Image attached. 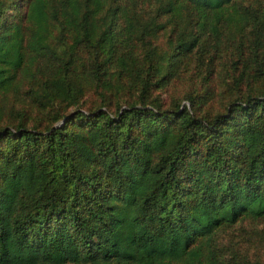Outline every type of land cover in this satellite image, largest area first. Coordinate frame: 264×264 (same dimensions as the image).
<instances>
[{"label": "trees", "instance_id": "16d2710c", "mask_svg": "<svg viewBox=\"0 0 264 264\" xmlns=\"http://www.w3.org/2000/svg\"><path fill=\"white\" fill-rule=\"evenodd\" d=\"M0 264H264V0H0Z\"/></svg>", "mask_w": 264, "mask_h": 264}, {"label": "rangeland", "instance_id": "374dc122", "mask_svg": "<svg viewBox=\"0 0 264 264\" xmlns=\"http://www.w3.org/2000/svg\"><path fill=\"white\" fill-rule=\"evenodd\" d=\"M165 38H166V35H164V34H160L159 37L157 38V39H158L157 43H158L161 47H163V45H164ZM251 249H252L254 252H256V253H257V251H258V247H256V246H252Z\"/></svg>", "mask_w": 264, "mask_h": 264}]
</instances>
